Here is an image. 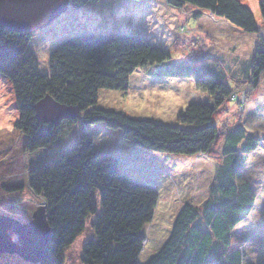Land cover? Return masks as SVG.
Masks as SVG:
<instances>
[{
	"label": "trees",
	"instance_id": "obj_1",
	"mask_svg": "<svg viewBox=\"0 0 264 264\" xmlns=\"http://www.w3.org/2000/svg\"><path fill=\"white\" fill-rule=\"evenodd\" d=\"M97 1L71 0L69 6L80 9ZM164 2L177 9L190 6L194 18L206 11L245 33L258 34L261 26L264 31V0L258 4L260 23L241 0ZM31 37L32 33L9 30L0 22V78L10 82L18 113L11 127L0 126L1 167L20 157L16 152L19 146L22 154L46 149L56 144L65 128L80 125L68 150L27 172L28 188L45 204L51 229L39 264H64V250L84 231L88 217L93 236L82 246L85 264H140L145 241L141 230L153 219L158 193L148 180L127 176L124 171L128 172L130 164L122 165L114 152L97 150L93 128L103 133L106 129L117 131L121 138L142 148L143 154L216 159L207 197L199 205H181L168 236L142 264H264V245L256 262L248 260L243 248L232 247L235 230L253 218L254 206L261 203L264 208L257 187L245 175L249 156L264 149V131L254 136L238 126L222 129L216 124V110L228 99L238 100L224 82L221 68H208L211 76H206L208 69L203 64L173 63L167 50L152 45L143 35L106 30L62 40L50 52L48 73H40L29 48ZM136 69L160 79L191 78L207 99L188 103L175 124L100 105L102 91L127 92ZM263 72L264 37L260 36L252 61L239 77L256 86ZM46 95L77 107L80 117L56 125L39 120L34 105ZM262 215L264 221V211Z\"/></svg>",
	"mask_w": 264,
	"mask_h": 264
},
{
	"label": "rangeland",
	"instance_id": "obj_2",
	"mask_svg": "<svg viewBox=\"0 0 264 264\" xmlns=\"http://www.w3.org/2000/svg\"><path fill=\"white\" fill-rule=\"evenodd\" d=\"M241 1L260 23V0ZM193 13L190 6L177 9L168 6L164 0H99L80 9L69 6L49 24L32 32L29 48L36 57L39 72L48 73L50 52L70 36L106 30L143 35L152 45L167 50L173 63L185 61L182 62L184 65L203 64L204 69L221 68L224 82L238 95V100L228 99L216 110V124L222 129L228 125L238 126L254 136H260L264 131V72L256 86L249 85L239 75L252 61L258 38L264 37L262 26L258 34H250L206 11L199 18H194ZM210 69L205 72L206 76H211ZM206 99L207 94L199 90L190 78L157 79L148 77L142 69H136L131 75L127 92L102 91L99 103L123 110L131 116L175 124L178 113L188 103ZM17 118L12 86L6 79L0 78V126L11 127ZM70 127L64 129L56 144L25 154L19 146L16 149L19 158L6 161L4 167L0 163L1 215L27 222L43 206V201L28 188L27 172L33 165L72 146L80 125ZM93 130L96 131L97 150L114 152L122 165L126 162L130 164L128 172L124 171L127 176L148 180L158 193L153 219L141 230L145 241L138 261L142 264L168 236L173 216L181 205L186 202L199 205L207 197L216 172V159L203 155H172L166 158V155L154 152L143 154L142 148H136L117 135L115 130L106 129L104 133L97 128ZM245 171L253 187H257L258 200L264 201V149L249 156ZM254 179L257 180L256 185ZM254 207L253 218L239 225L232 242V247L243 248L248 260L253 258L252 262L263 255L264 245V230L261 229L264 208L261 203ZM91 220L87 218L84 231L64 250V264H85L81 259V250L93 236ZM0 264L39 263L26 261L15 253L3 252L0 253Z\"/></svg>",
	"mask_w": 264,
	"mask_h": 264
},
{
	"label": "water",
	"instance_id": "obj_3",
	"mask_svg": "<svg viewBox=\"0 0 264 264\" xmlns=\"http://www.w3.org/2000/svg\"><path fill=\"white\" fill-rule=\"evenodd\" d=\"M69 7V0H0V22L9 30L32 33L49 24ZM37 118L56 125L80 117L79 109L46 95L34 105ZM51 238L46 206L32 220L21 222L0 214V253H15L26 261L40 263Z\"/></svg>",
	"mask_w": 264,
	"mask_h": 264
},
{
	"label": "crops",
	"instance_id": "obj_4",
	"mask_svg": "<svg viewBox=\"0 0 264 264\" xmlns=\"http://www.w3.org/2000/svg\"><path fill=\"white\" fill-rule=\"evenodd\" d=\"M196 65V64H195ZM153 78H157V77H153ZM157 79H160V78H157ZM175 79H181V78H175ZM191 79V78H190Z\"/></svg>",
	"mask_w": 264,
	"mask_h": 264
}]
</instances>
